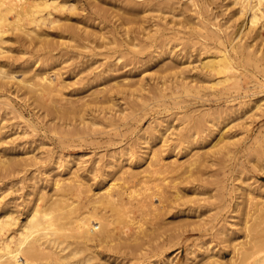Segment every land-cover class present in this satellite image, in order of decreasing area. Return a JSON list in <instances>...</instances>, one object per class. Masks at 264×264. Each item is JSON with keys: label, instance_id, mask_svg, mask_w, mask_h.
<instances>
[{"label": "rangeland", "instance_id": "374dc122", "mask_svg": "<svg viewBox=\"0 0 264 264\" xmlns=\"http://www.w3.org/2000/svg\"><path fill=\"white\" fill-rule=\"evenodd\" d=\"M76 1L78 2L76 8L77 12L79 14H86L89 9L88 7L84 9V7L87 6L86 0ZM102 1L104 0H99V2ZM105 1L108 3L106 4L107 6L118 4V1L114 0ZM142 1L145 2V0H139V2ZM171 1L172 5L174 4V9L172 8V10L167 8V5L171 4ZM171 1L146 0L148 4L149 2H161L160 8L154 9L153 11L144 10V12L147 11L146 13L143 11L139 12L136 14V16L138 15L137 19L136 16H134V21L131 20V17L128 19L124 14H121V11L116 13V16L114 13L111 15L116 18L115 20L118 22L119 19L120 21H126L125 24L128 25H126V27L132 30H136L139 27L142 30L145 28L143 31H147L149 34L152 33L155 36L158 34L157 39L159 40L161 39L159 36L161 32L164 33V35L167 34L165 42L158 44V46H156L157 48H154L160 52H163V50L167 51L168 49L171 50L172 48L173 50L171 51L178 54L177 57L180 58L181 62L188 58V61L181 64L185 65L181 69V72L177 74L170 73V71L161 73L155 65L141 66L132 70L130 75L134 79L143 75L146 82L144 89L136 87L138 86L137 84L131 87L121 85L122 87L120 86L118 88L119 90L120 88L125 89L127 87L125 90L128 91L130 88L131 93L132 90L133 93L131 94L130 90L128 92L124 91L119 93L118 89L113 87L111 89L115 88V91H110L112 92L111 95L113 96V100L107 102L99 101L100 103H97V101H86L85 99L88 100V96L85 97V95L91 91H96V95L98 91L96 97L102 98V93H99L101 85H93L94 87L90 85L81 89L80 87L76 89L77 84L74 83L76 77H74L72 73L71 64L74 62V64H80V62L84 63L86 60H96V64H100V62L108 59L105 54L107 55L112 48H117L115 44H107L104 48L102 45L101 47L100 43L97 42L98 38H94L92 35V38L90 37V40H88L89 44L91 41L89 47H87V39L86 41H83L85 39L77 40V42H75V40L73 42L67 41L72 43V46L65 44L63 40L64 44L60 41L61 46H59L58 49H54L55 51H52L55 53L68 52L70 56L68 60L62 58L57 61L58 66L62 67L60 68L62 73L59 78H56L54 70H48L51 79L55 82L56 86L61 89L60 93H53L49 99L44 97L38 98L35 101L33 99V93H28L27 96L23 98L21 94L22 90H16V83L11 82V85L9 84L10 86L0 89V125H2V128H0V215L3 216L4 219V223H1L2 220L0 219V240L3 241V243H7L8 241L14 243L16 241L17 228L20 223L24 221L26 212L31 208L33 203L39 207L46 205L49 211L56 209V207L61 208V204L56 201L60 198V193L56 192V189L51 186L54 178L69 177L74 174L73 172H75V174L81 173L79 178L81 177L80 181L84 182V185L83 183L81 185L82 190L77 195H75L76 193L69 195L68 199V202H72L76 205V212H73L72 215L73 217L75 216V219L79 214L80 217L81 215L89 216L90 213L94 212L93 206L95 203L92 200V197H96L94 192H102L108 184H110L111 192H115L120 185L122 186L127 179H130L126 175L128 174L127 172L130 173L131 171L142 169L143 171H141L140 175L144 177L146 175L150 176L152 182H150V180L147 184L141 186L140 183L138 184V177L140 178L138 174L136 177H132V179L135 178V180L133 179L134 181L130 179L128 182L127 180L122 186H126L125 193L120 196L123 198L122 201L124 200V208L122 210L123 213L127 212V215H122L123 217L121 216V219H118L117 217L119 216L116 214L114 215V212H112L113 210L110 208V204L105 203L104 205L98 206V213L103 214V216L108 218L107 220L112 221L111 227L113 228L114 234L120 236L118 234L122 232V236L119 238L116 237L114 240H107L101 245L99 242H95L97 244L93 243V245L89 243L88 245H92L90 248L93 249L94 252H98V254L94 253L95 256H93L92 253V256L96 259L91 258L90 263L88 262L89 264H98V262L99 264H168V262H165L168 258L170 260L169 264H200V260L205 253H207V249H210L208 251L209 253L219 251L221 258H223L227 264H231L230 262H238L239 255L237 254L236 248L238 245L234 244L235 241L228 244L223 243L219 238L221 235H219L216 230L220 224H225L226 219L231 220L229 222H238L247 208H250L251 212L254 210V207L255 209L258 208L257 211H253V214H255V216H264V153H262V148H264V26L261 27V22L258 21L256 25L250 26L247 31L237 35L241 17H237L235 5L228 3L227 0H207V7L205 9L201 8V3L205 0H176L177 3L175 0ZM71 2H73V0H68L66 3L69 4ZM180 9H182L183 13ZM120 14L121 16H119ZM111 15H109V22L107 21L108 28L112 26L111 23L114 20ZM72 17L73 20H69L71 22H73L78 15L72 14ZM9 18L12 19L13 15H10ZM142 18L143 20H141ZM128 22H131V24H128ZM201 24L214 30L217 35L214 36L209 34L206 30L207 28H203ZM163 25L166 27L164 28ZM79 26L80 28L86 26L87 30H95V32L97 29H100L98 28L100 26H96L92 24V22L87 25L79 24ZM170 27L173 30L170 29ZM44 29L52 33L50 36L54 37L55 30L49 27L48 21L45 23ZM152 29L157 31L152 32ZM175 30L176 32H173ZM171 32L176 34H172ZM107 34L112 36L109 33ZM116 34L115 32V36L113 35L109 40L120 36ZM257 34L259 35L258 37L256 36ZM235 35L237 37H235ZM143 37L145 39V35H143ZM233 37H235L233 41L235 43L237 42L235 46L231 44L233 43V41H231ZM21 39L20 41L11 40L5 42L7 44H2L4 46H2V48L4 49L1 50L4 54L0 55V61H6L11 64V66L23 64L27 71L26 74L30 75L33 69L38 68L42 64L40 59H35L36 57L33 53H42L44 50L42 49V51L40 49V47L43 46H38L40 51H38L39 49L37 50L38 47L36 46L38 42L34 41V39L31 41L27 40L28 38L26 39V37ZM23 39L26 41H23ZM52 39H54L53 41L56 43L57 39ZM106 40L108 39H105V41ZM22 42L23 44L27 42V44L23 45ZM29 42L31 45L28 44ZM34 44L37 45L35 46ZM62 45L69 46V51L66 49L67 47L64 46L65 51ZM92 45L95 47H92ZM108 46L110 47L109 50H107ZM90 47L93 49H90ZM164 47L165 49H163ZM34 48L36 49L34 50ZM154 48H146L142 55H147L152 50L157 53L158 51ZM141 49L140 46H137L133 50L137 52ZM214 52L220 53V55L225 53L235 67L234 70L237 69L234 72L235 75H233L232 78L230 77L232 80L230 78L225 80L222 75L211 76L205 69H203V71L201 70L202 64L200 63H203L204 60L208 58L209 54ZM121 59L122 58L119 59V62H124V60ZM125 68L126 73H128L129 65L124 67L123 70H125ZM16 74L17 77H20L19 74H21V72H16ZM123 74L124 72L120 73V75ZM162 75H165V77L160 78ZM178 78L192 80V85L187 88L177 85ZM120 79L121 78L117 77V80ZM160 79L166 82L162 83ZM236 81L237 83H235ZM157 82H159V84ZM101 87H103V85ZM95 88L97 89L94 90ZM72 93L76 94L74 95V99L78 98V100H81L83 97L84 101H67L62 99ZM133 101H138L135 102L136 104H138L139 101H143V104L139 103V108H135ZM130 102L134 105L131 106ZM7 103L13 106L12 110L14 109V111L10 109L11 107L7 105ZM81 103H84L83 106L87 108L86 112L83 114L85 120L94 117L97 118L95 119L97 121L102 118V115L107 116L112 112L114 115L116 113L119 118L121 114H123L121 116H125L126 118L124 120L123 117L122 120H120L121 118L118 119V116H115L117 118L115 120L121 121V123L114 122L113 126L112 124H110V126L105 125L107 126H104L105 128L103 124H100V126L96 124L98 132L96 129H93L96 128V126L91 125L93 127H91L92 130L88 127V130H91L90 132L87 130V124L82 126L84 122L81 121L79 116L80 112L78 113L76 108L77 104L82 106ZM73 106L75 108H73ZM109 106H112V112ZM126 106L128 108H126ZM122 108H126L125 110L128 112L126 113ZM99 109H103L102 112H100ZM130 110L134 111L129 113ZM108 111H110V113ZM196 120L202 122H199L201 126H198ZM192 123H194V126ZM215 123L217 126L214 125L213 127ZM100 127L106 130H101L99 129ZM220 128L221 131H223L222 136H224V139H228L230 143H228L223 150L216 151V147L212 146V144L219 139ZM164 129H167L165 132L166 139L164 138L165 141H161L162 138L160 135L161 131L163 132ZM189 129L193 132L190 139L195 142L192 146L195 145L197 147L194 149L189 148L185 152L182 148L183 144H181V147L179 146L173 151V146L178 135L184 132L187 133ZM94 130L95 132L93 133ZM227 135L231 137L228 138ZM139 138L142 139L140 140ZM146 138L150 139L148 144L145 143ZM202 138H204V140H202ZM142 141L144 142L142 143ZM223 142V140L222 142L219 141V143ZM144 144H146L147 147ZM220 145L221 144L216 146ZM151 149L154 153H160L159 149H161L162 151L160 154L163 156L161 158L160 155L155 154V157L160 156L158 164L146 167L145 169L156 168L159 170L160 168V174L155 173L151 175L149 170L146 171L143 169V167L146 166L145 161L147 159L148 161L150 160L152 154L150 153ZM195 150L198 152L196 153ZM258 150H260L259 152L261 154H258ZM195 153L198 155L195 156ZM140 155H142L143 161L140 162L139 165L134 161L137 160ZM29 156L35 157V161L31 164L29 163ZM68 157L70 158V166L63 168L65 162L69 159ZM190 158H195L196 160L200 159L199 161L201 162L199 163V161H197L198 164H196V162L189 165L187 160ZM111 160L113 163L116 162V167L118 165L117 163L122 161L125 167H129V170H126L123 174H121L120 171L117 172L116 169L109 171ZM130 160H132V162L129 163ZM161 162L166 165L164 166ZM160 164L165 168H163L162 165L160 167ZM124 166L123 168H125ZM156 166H159V168ZM75 169H77V172ZM104 172L106 173L104 174ZM145 172H148L150 175ZM199 181H201L202 184H200ZM175 182L178 186L177 193L174 192L171 187L172 183ZM36 183L38 184L37 186ZM248 185L254 188V190H252L255 192L253 195L256 194L254 201L251 202H249L244 195ZM38 186L41 187L42 192H37ZM126 192H129V195H126ZM158 192L160 193L158 194ZM40 194H43V196L41 195L42 198L38 199ZM142 195L144 197H147V195H155L151 196V198H149L150 196L147 197L148 199L146 198V210H141L140 207L137 206L141 203L139 200ZM236 197L238 198L236 199ZM206 199L216 202V207L207 212L216 213V227L212 229V231L210 230L211 232L202 228H190L187 231L172 228L176 226V224L183 223L186 225V220L190 219L194 221L197 219V214L195 212L192 211L187 216L184 212L181 214L175 213L178 209L194 207V205L202 203ZM235 199H239L237 201L239 203L237 204H241L238 208L237 205L235 206ZM151 200L153 201L151 202ZM56 202L58 204L55 205ZM49 203L51 205L54 204L53 209H51L52 207L49 206ZM245 205L246 209L244 207ZM133 207L136 208L134 209ZM235 207L236 211L233 209ZM243 208L245 210H243ZM239 209L243 212H240ZM204 210H206V207H201V211ZM259 211L261 212L259 213ZM233 213L235 214L233 215ZM10 215L12 216L11 220ZM157 216L161 218L158 219ZM222 217H224V221ZM132 218L135 222L133 221L130 223L129 220ZM237 218L238 220H236ZM64 221H66V219H64ZM217 222L220 224L218 225ZM72 223L73 222L66 223V225L63 226L64 231L68 232L73 230L75 226L74 223ZM93 224L95 226L98 225H96L95 222H93ZM237 225L239 226V224ZM238 226L232 225L230 227L236 230ZM246 232L247 230L241 229L238 232L240 234L236 233V235L238 234L237 240H239V236L241 241L245 240L244 237L246 238V236L244 235ZM133 235L136 239H134L135 237ZM149 238L151 239L150 241L153 242L148 245V243L144 242ZM65 239L66 240L63 241L64 244L69 242L67 241L69 238ZM135 244L140 245V247L137 246L136 248ZM110 245L115 246L109 249ZM156 245L158 246L156 247ZM133 246L134 249L132 250ZM138 248L139 250H136ZM45 250L48 252L47 248ZM131 250L133 252H131ZM83 252L84 254L81 253L83 256L86 255V252L88 256L91 255L89 249ZM149 252L153 253L151 254ZM107 257L108 259L106 260L105 258ZM38 262L40 264H45V261ZM39 263L34 262V264ZM80 263L83 264V261L80 260ZM51 264H57V262Z\"/></svg>", "mask_w": 264, "mask_h": 264}, {"label": "bare ground", "instance_id": "6f19581e", "mask_svg": "<svg viewBox=\"0 0 264 264\" xmlns=\"http://www.w3.org/2000/svg\"><path fill=\"white\" fill-rule=\"evenodd\" d=\"M67 1L68 0H0V55L4 54V52H2L1 49H4V48H2V46L4 45L5 42H9L11 40L12 41L13 40H19L20 41V40H22L21 38H25V37H26V39L28 38L27 40L31 41L32 39H34V41H37L38 45L37 44H34V45L35 46L37 45L36 47L43 46V47H40V49L44 50V51L42 50L43 52L41 51L42 53H38L37 52V50L39 49V47H38L36 50L37 53H33V55L36 57L35 59L36 60L40 59L42 64L38 68L33 69V72L30 75L26 74L27 71H26V68H24L23 64L11 66V64H9L6 61L5 62L0 61V89L5 88L7 86H10L11 82L16 83V86H17L16 90L17 91L22 90L21 94H22L23 98H25V96H27L28 93H33V96H34L33 99L35 101L38 98H44V97L49 99L50 96L53 95V93H60L61 89L59 87H57L55 82L51 79V77L49 76L48 70H50V69H51V71L54 70L56 73V78H59L60 74L62 73L60 71V68H62V67L58 66L57 61L59 59H62V58H64L65 60H68L70 58V56L68 55V52L55 53L52 51H55L54 49H58V47L61 46V42L63 44L65 42V44L71 45L72 43L67 42V41L73 42L75 40V42H77V40H81V39H85L83 41H86V39H87V41H88V40H90V37L92 38V35L94 36V38L95 37L98 38L97 42L100 43L101 47H102V45L104 48V47H106L107 44H112V45L115 44V46H117V48H112L108 52V54H107L108 56L105 54V56L108 57V59H105L104 61L100 62V64H96V62H97L96 60H91L92 62L86 60L85 62L83 61L84 63L80 62V64H74L75 63L74 62L71 64V70L73 71L72 73L74 74V77H76L74 79V83L77 84L76 89H79V87L81 89L85 86H90V85L91 86H93V85H96V86L101 85L102 86L103 85V87L100 86L101 90L97 87L100 90L99 93L100 94L102 93V95H101L102 98L100 97L101 99L96 97L98 95V91H97V95H96V91L95 92L91 91L85 95V97L88 96L87 97L88 100L85 99L86 101H97V103H98L99 101L107 102V101L113 100V96L111 95L112 92H110V91L111 90L115 91V88L118 89L121 85H127L128 87H131L132 85L137 84L138 86H136V87H138L140 89L141 88L144 89L145 88L144 86L146 84V82L144 80V76L142 75L139 78L134 79L130 75L132 70H135L141 66L155 65L158 67V69L161 71V73H163L165 71H170V73H174V74L176 73L177 74V73L181 72V69L185 66V65H181V64L185 61H188V58H187V59L183 60V62H181L180 58L177 57L178 54L171 51V50H173L172 48H171V50L167 48L168 50L167 51L163 50V52H160L154 48V47L158 46V44H162L165 42V39H167V36H166L167 34L164 35V33L161 32V34L159 35L161 39L159 40V39H157L158 34H156L157 36L153 35L152 33L149 34V32L143 31L145 28L142 30L139 27L136 30H132L129 27H126V25H127V24H125L126 21L125 22L120 21V19H119V22H118L115 20L116 18H114L111 15L112 13H114V15L116 16V13L121 11L120 12L121 14H124V16L128 17V19H129V17H131L132 18L131 20L134 21V18H135L134 16H136V14H138L139 12H142V11L144 12V10H152L153 11L154 9L155 10L159 9L161 2H158V3L157 2H155V3L149 2V4H148L146 2V0H145L146 3L143 1L139 2V0H114V1H118L117 2L118 4H111V5L107 6L106 4H108V3L105 0L102 2H99V0H86L87 6L84 7V9H87V7L89 9L87 10L86 14H81V13L79 14L76 10L78 2L76 0H73V2L67 4L66 3ZM227 1L230 4L235 5V8H236L235 12L237 14V17H241V23L239 25L237 35L241 34L242 32L244 33L245 31H247L250 28V26L256 25L258 23V21L261 22V27L264 26V22H262V21H264V0H227ZM166 2H169V1H166ZM170 3L171 4L167 5V8L172 10V8L174 9V7H173L174 4L172 5V1ZM176 3H177V1H176ZM201 4H202L201 8L205 9L207 7V0L203 1ZM180 10L182 12V9H180ZM146 12H144V13H146ZM72 14L78 15V17H76L73 22L69 21V20H73ZM121 14L119 16H121ZM10 15H13L12 19L9 18ZM109 15H111L112 18H114V20H115V22H114V20L112 21V19H111L112 23L111 22L110 23L112 24V26L110 28H108V26H107V24L109 22L108 19H110ZM119 16H117V17L120 18ZM137 16H136V19H137ZM123 17H121V18L124 19ZM145 18H147V17H145ZM141 20H143V18ZM47 21L49 23V27H51L52 29L55 30L54 37H51L50 35L52 33H49V31L44 29L45 23ZM90 22H92V24H94L96 26H100V27H98L100 29H97V31L95 32V30H93V31L87 30L86 26H84V28H80V26H79V24L87 25ZM129 23L131 24V22H128V24ZM201 26L203 28H207V26H204L203 24H201ZM165 27L166 26H164V28ZM141 28H142V26H141ZM170 29H172V28L170 27ZM159 30H161V29H159ZM176 30L173 32H176ZM206 30L211 35H214V36L217 35L216 32L212 29L207 28ZM154 31H157V30H153L152 32H154ZM115 32L117 34H119L120 36H118L117 38L115 37V38L109 40V38H111ZM107 33L111 34L112 36H109ZM172 34H176V33H172ZM258 34H259V31H258ZM258 34L256 35L257 37L259 36ZM143 35H145L146 40L144 39ZM235 37H237V36L235 35ZM235 37H233L231 41H233L235 39ZM52 38L57 39L56 43H54L55 41H53L54 39H52ZM105 39H108V40L105 41ZM24 40L25 39H23V41ZM63 40H64V42H63ZM157 40H159V41H157ZM27 42L26 43L24 42V44L22 42V44L25 45V44H27ZM169 42H170V40H169ZM236 43L233 41V43H231V44L235 46ZM5 44H7V43H5ZM28 44L31 45L30 42ZM87 44H88V46L85 43V45L87 47H89V45H91V41H90V44H89V41ZM67 45H62V46L67 47ZM79 45H80V42H79ZM35 46H33V47H35ZM86 46H83V47H86ZM137 46H140V49L141 48L142 49L135 52L133 49H135ZM92 47H95V46L92 45ZM152 47L158 52L156 53V52H154V50H152L147 55H142V54H144L146 48L149 49ZM68 48H69V46L66 49L68 50ZM107 48H108L107 50L110 49L109 46ZM35 49L36 48H34V50ZM40 49L38 51H40ZM63 49L65 50V47ZM90 49H93V48L90 47ZM163 49H165V47ZM104 52H105V50H104ZM222 53H224V52H222ZM112 57H114V58H112ZM120 58H122L121 60H124V62H121V61L119 62ZM200 64H202L201 65L202 71H203V69H205L206 71L209 72V74L211 76L212 75L213 76H221L222 75V76H224L225 80H228L230 77L232 78V76L235 75L234 72L237 70V69L234 70L235 67L233 66V64L231 63V61L229 60V58L226 56L225 53L221 54V55H220V53L218 54L216 52L211 53V54H209L208 58H206V60H204V62L200 63ZM128 65H129V70L127 69L128 73H126V68H125V70H123V69H124V67H126ZM16 72H21V74H19L20 77H17ZM121 72L122 73L124 72V74L120 75ZM166 73H168V72H166ZM77 75H79V76H77ZM117 77H119L121 79L117 80ZM161 77H165V75L160 76V78ZM161 82L165 83L166 81L164 82L163 80H161ZM157 83L159 84V82H157ZM162 83H161V85H162ZM235 83H237V81ZM177 85H180V86L187 88L188 86L192 85V80H184L183 78H178ZM113 87H115V88L111 89ZM97 88H95L94 90H96ZM14 89H15V87H14ZM125 89L120 88V90L118 89V92L119 93L124 92V91L128 92L130 90V93H131L130 88L128 89V91ZM134 89H135V87H134ZM132 93H133V90H132ZM74 95H76V94L72 93L69 96H67L66 98L64 97L62 99H65L67 101H81V100H83V97L81 98V100H78V98L74 99ZM133 102L135 105L131 104V102H130V104H131V106L134 105L136 108L139 106V103H142L143 101L142 102L139 101L138 104L135 103L138 101H133ZM83 104H82V106H79V104H77L76 108H77L78 113L82 112L81 114L79 113V116L81 118V121L84 122L82 124V126H85V124H87V130H88V127L92 130L93 127L91 125L96 126V124H97V126L98 125L100 126V124H103V127H104L105 125L110 126V124H112V126H113L114 122H119L118 120L117 121L115 120V119H117L115 116H118V115L116 113H115V115L113 114L112 106H109V109L112 112L110 115L108 114L109 116L108 115L107 116L102 115V118H100V120H97V121L95 120L97 118H94V117H90L89 119L85 120V118L83 117V114H84V112H86L87 108H86V106H83ZM7 105H10V107H11L10 109L12 110L13 106H11L10 103H7ZM106 107H108V106H106ZM73 108H75V107L73 106ZM97 108H98V106H97ZM97 108H96V110H97ZM126 108H128V107L126 106ZM135 108H133V109H135ZM125 109H123V111ZM102 110H100V112H102ZM12 111H14V109ZM110 111H108V112L110 113ZM131 111H134V110H130L129 113ZM125 112L127 113L128 111L125 110ZM119 115H120V113H119ZM121 115H123V114H121ZM121 115H120L121 119L119 118V116H118V119L122 120V118L124 117L123 119L125 120L126 117L121 116ZM126 116H128V115H126ZM83 120H85V121H83ZM199 122L200 121H197L198 126H201L200 123H202V122H200V123ZM120 123H121V121L119 122V124ZM192 124L194 126V123H192ZM214 125L217 126L216 123L213 124V127H214ZM97 126H96V128H93V129H96V131L98 130ZM150 126H151V124H150ZM150 126H149V128H150ZM154 126H155V124H154ZM195 126H196V123H195ZM105 127H107V126H105ZM0 128H2V125H0ZM84 129L86 130L85 127H84ZM99 129H101V127ZM103 129H101V130H103ZM194 129H195V127H194ZM77 130H79V129H77ZM91 130H88V131L91 132ZM105 130L106 129H104V131ZM166 131H167V129L166 130L164 129L163 132L161 131V135H160V137L162 138L161 141L162 140L165 141V139H166L165 132ZM90 132H89V134H90ZM94 132H95V130L93 131V133ZM222 132L223 131H221V128H220V130H219L220 136L218 137L219 139L214 141V143L212 144V146L216 147V151L223 150V148H225V146L228 143H230L228 139H224V136H222ZM192 133L193 132H191V129H189V130H187V133L184 132V133L179 134L178 138L176 139V142L174 143V146H173L174 150L173 151H175V148H178L179 146L181 147V144H183L182 148L185 150V152L189 148L194 149L195 147H197L195 145L192 146V144H195V142L190 139ZM143 136H144V134H143ZM149 136H151V135H149ZM227 136H228V138L231 137L230 135H227ZM143 140H144V138H143ZM202 140H204V138H202ZM222 140L224 142L219 143V141L222 142ZM149 141H150V139H147V138L145 139L146 144H148ZM151 141H152V139H151ZM143 142L144 141H142V143ZM146 144H144V145L147 147ZM219 144H221V145L216 146ZM157 148H158V146H157ZM152 149H153V147H152ZM152 149H151V152L148 151L152 154L150 156V160L148 161V159H147L145 161L146 166L143 167L144 170H146L145 169L146 167H150V166H154V164L155 165L158 164V159L161 156L160 153L162 150L159 149L160 153H157V152L154 153V151ZM154 150L156 151L155 147H154ZM195 151H193V152H195ZM259 151L260 150H258V152ZM197 152L198 151H196V153ZM177 153H178V151H177ZM196 153H195V156L198 155ZM262 153H264V148H262ZM155 154L160 155V156L155 157L154 156ZM258 154H261V153L259 152ZM162 156H161V158H162ZM28 158L30 160L29 161L30 164L33 161H35L34 156H31V157L29 156ZM142 158H143L142 155H140L139 158H137V160H135L134 162H137L139 164L140 162L143 161ZM132 160H130L129 163L132 162ZM161 160H163V159H161ZM172 160H174V159H172ZM199 160H196L195 158H190L187 160V162L189 165H192ZM69 162H70V158L67 159L63 168L69 167L70 166ZM200 162L201 161H199V163ZM183 163H185V162H183ZM117 164L118 165L116 167V162L113 163V161H112L109 165L110 166L109 171L116 169L117 172L120 171V173L123 174L126 170H129L128 169L129 167L128 168L125 167L123 165L122 161H119ZM162 164H160L159 166L161 167ZM196 164H198V162ZM163 165H162V167H163ZM123 166L126 169L123 168ZM129 166H131V165H129ZM159 166L158 167L156 166V167L159 168ZM75 168H76V166H75ZM163 168H165V167H163ZM71 170H72V168H71ZM75 170L77 172V169H75ZM147 170H149L150 171L149 173L151 175H153L155 173H159L160 168H159V170L156 168H153V169L151 168V169H147ZM141 171H143V170L138 169L137 171L136 170L131 171L130 173L127 172L128 174H126V175L131 180H133V179L135 180V178L132 179V177L133 176L136 177V175H138V174L140 175ZM73 173L74 174L72 176L70 175L71 177L70 176L69 177L68 176L63 177V178H54L53 177L54 179L52 180L51 186H52V188L56 189V192L60 193L59 194L60 198L57 199L55 197L57 199L56 201L61 204L60 205L61 208L59 207L60 209L58 207H56L57 212H56V209H54L55 211L51 210L53 212L49 211V209H47L46 205H44L43 207H39V206H36L35 203H33L31 208L26 212V215L24 217V221L21 222L19 227L17 228L18 232H17V235L15 237L16 241L14 243H12V241H8L7 243H3V241L0 240V264H32V263L34 264V262L39 263L38 261H40V262L45 261V264H48V263L51 264L54 262L55 263L57 262V264H72V263L73 264H81L82 262L80 263V260L83 261V264H89L90 259L95 258V257H93V256H95L94 253L98 254V252H94V250L90 248L93 245V243L99 242V244L101 245V244L105 243L107 240H114L116 237L119 238L120 236H122L121 231H120L121 233H119V234L117 233L120 236H116L114 234L113 228L111 227L112 221L107 220L108 218L103 216V214L98 213L97 209H98V206L104 205L106 203V204H110V208L113 210L112 212H114V215L116 214L117 216H119V217H117L118 219L122 215H127L126 214L127 212L123 213L122 209L124 208L123 207V201L124 200L122 201L123 198H121L120 196L123 193H125V191H126V186L125 187H122V186L128 179L123 184L121 183L122 186L120 185L119 188H117L115 190V192H111V187L109 186L110 184H108V186L106 185L107 187L104 190H102V192H99V191H98V193L94 192V194H96L95 195L96 197H92V200L95 203V205L93 206L94 212L90 213L89 216H87V215L82 216L81 215V217H80L79 216L80 214H79L78 217H76L74 219L75 216L73 217L72 215H73V212H76V205L73 204L72 202H68L69 195L75 194V193H76L75 195L79 194L82 190L81 185H82V183L84 185V182L80 181L81 177L79 178V175L81 173H79V172H78L79 174H77V173L75 174V172H73ZM105 173L106 172H104V174ZM145 173L148 174V172H145ZM150 174H148V175H150ZM103 177H104V175H103ZM143 177L144 176H141V175H140V178L138 177V179H139L138 184L140 183L141 186L144 184H147V182L150 180H151L150 182H152V179L150 178V176L146 175L144 178ZM124 179H121V180H124ZM129 180H128V182H129ZM194 180H196V179H194ZM153 181H154V179H153ZM37 182H38V180H37ZM199 183L202 184L201 181H199ZM37 185L38 184L36 183V186ZM171 187L174 190V192H176V193L178 192V186H177L176 182L172 183ZM164 188H165V186H164ZM128 189H129V187H128ZM237 189H239V188H237ZM37 190H38L37 192H40L42 189L40 186H38ZM156 190H154V191H156ZM252 190H254V188H252L251 185H248L246 188L245 194H244L249 202L254 201V197L256 195V194L253 195V193H255V192H253ZM128 193L126 195H129ZM154 193H156V192H154ZM159 193L160 192H158V194ZM41 195L43 196V194H40L38 196V199L42 198ZM130 195H131V193H130ZM149 196L150 195H147V197H149ZM151 196H155V195H151ZM151 196L149 198H151ZM44 197H45V195H44ZM147 197H144L142 195L140 200H139V202H141V203L140 204L138 203L139 205H137V206H139L141 210L147 209V207H146L147 206L146 205V201H147L146 198ZM237 198L238 197H236V199ZM238 200H236V203H235V206L237 205V208H238V206L240 207V205H241V204H237V203H239V202H237ZM54 201H52V202H54ZM152 201L153 200H151V202ZM57 202L55 203V205L58 204ZM53 205L54 204L49 205L52 207L51 209L54 208ZM200 205H201V207H206V210L201 211ZM215 207H216V202L214 200L206 199L202 203L194 205V207L180 208L175 213L181 214L182 212H184L188 216V214L193 211L197 214L196 215L197 219L194 221H191L190 219L186 220V225H184L183 223L176 224V226L172 225L173 226L172 228L176 229V230H182V231H187L190 228H202V229H205L207 231H210V230L212 231V229H214L216 227V223H215L216 213H210V212L207 213V212L212 210ZM244 207L246 209V205ZM133 208L135 209L136 207H133ZM233 209H235L234 211H236V207ZM245 209L243 208V210H245ZM257 209H255V207H254V210L257 211ZM253 211L251 212L250 208L249 209L247 208L244 212L242 210H240V212H243V214H242V217H240V220H238V218L236 219V220H238V222H236V223H233L234 222L233 220H232L233 222H229L231 220H228V219H226L225 224L224 223L220 224L217 222V224L218 225L220 224V225L217 227V230L216 229L215 230L219 233V235H221L219 237L220 240L225 244H228L230 242L235 241L234 244L238 245V247H236L237 248V254L239 255L238 256V262H230L231 264H264V216H262V215L258 216L257 214H256L257 216H255V214H253ZM260 212L261 211H259V213ZM234 214L235 213H233V215ZM238 214H239V212H238ZM7 215H9V214H7ZM239 216H241V215H239ZM228 217H229V215H228ZM11 218H12V216L10 215V220H11ZM160 218L161 217H158V219H160ZM223 218L224 217H222V219ZM0 219L2 220V222H1V220H0V222L4 223L3 222L4 221L3 216L0 215ZM64 219H66V221H64ZM72 220H75V221H72ZM129 221H130V223H132L134 220L132 218ZM220 221H221V219H220ZM223 221H224V219H223ZM69 222H73L75 228L73 230L66 232V231H64L63 226H65L66 223H69ZM93 222H95L96 225L97 224L98 225L95 226L93 224ZM248 222H250V223H248ZM237 224H239V226ZM232 225H236V226H238V228L236 230H233L230 227ZM152 226H154V225H152ZM164 228H166V227H164ZM142 229H144V228H142ZM241 229L247 230V232L244 235V236H246L247 239L244 236H242L245 239L243 241L240 240L241 239L240 236H239V240H237L238 234H240L238 232ZM149 230H151V229H149ZM236 233H238V234L236 235ZM149 234H150V232H149ZM149 234H148V236H149ZM133 236H132V239H133ZM154 236H155V234H154ZM130 237H131V235H130ZM65 238H69V240H67L69 242L64 244L63 241L66 240ZM134 239H136V237ZM169 239H170V237H169ZM150 240L151 239L149 238V239H146L145 242L144 241H142V242L148 243V245H149L151 242H153ZM89 243H92V245H88ZM97 243H95V244H97ZM137 243H139V242H137ZM116 245H117V243H116ZM161 245H160V247H161ZM219 245H221V244H219ZM114 246L110 245L109 249L111 247H114ZM135 246H136V248H137V246L140 247V245H138V244H135ZM157 246L158 245H156V247ZM116 247H118V246H116ZM46 248L48 249V252H46V250H45ZM154 248H155V246H154ZM87 249H89V251L91 252V255L88 256L87 252H86V255H84L85 256L84 257L83 251H85ZM133 249H134V246H133L132 250ZM132 250H131V252H133ZM136 250H139V248ZM209 250L207 249V253H205L203 258L200 260V262L202 264H227L225 262V260H223V258H221V254L219 251L209 253L208 252ZM155 251H156V249H155ZM212 251H214V250H212ZM108 252H109V250H108ZM81 253H83V254H81ZM92 253H93V256H92ZM149 253H151V252H149ZM156 255H158V254H156ZM234 255H236V254H234ZM77 256L80 259H78ZM81 256H82V258H81ZM105 259L107 260L108 257ZM165 262H168V264H169V262H170L169 258ZM98 264H99V262H98Z\"/></svg>", "mask_w": 264, "mask_h": 264}]
</instances>
